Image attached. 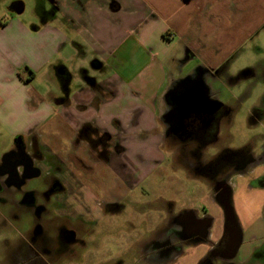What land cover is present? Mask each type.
Here are the masks:
<instances>
[{
  "label": "crops",
  "instance_id": "0c3cea01",
  "mask_svg": "<svg viewBox=\"0 0 264 264\" xmlns=\"http://www.w3.org/2000/svg\"><path fill=\"white\" fill-rule=\"evenodd\" d=\"M49 1L55 15L43 24L22 19L21 4L0 21V141L16 137L0 166L21 141L35 138L43 155L45 148L50 154L43 171L66 173L59 181L70 199L51 197L47 208L70 227L82 226L75 231L82 243L70 246L69 255L88 249V228L167 162L168 142L159 129L171 90L225 67L244 42L263 31L264 0ZM103 165L121 173L123 181H115L114 191L103 190L105 199L82 194L76 201L86 182L81 172ZM33 179L47 189L43 178ZM257 195L264 210V188ZM22 201L15 189L12 195L0 192V221L25 220V210L10 205ZM209 201L197 217L212 220L207 230L217 243L226 220L214 187ZM252 216L243 209L236 216L241 251H247L245 238L264 233V223L252 222ZM49 232L47 238L56 240L57 231ZM29 249L25 242H4L0 264H79L72 255L31 259ZM187 250L192 253L186 256ZM208 250L209 245L186 247L177 264H196ZM142 261L143 255L138 264Z\"/></svg>",
  "mask_w": 264,
  "mask_h": 264
},
{
  "label": "rangeland",
  "instance_id": "374dc122",
  "mask_svg": "<svg viewBox=\"0 0 264 264\" xmlns=\"http://www.w3.org/2000/svg\"><path fill=\"white\" fill-rule=\"evenodd\" d=\"M20 4L25 8V13L21 18L35 21L36 25L49 21L55 15L49 0H0V21L7 20ZM225 63L228 78L218 79L219 82L207 81L211 90L217 94L218 99L229 111L218 134L215 135L214 144L202 151H197L192 146L188 147V143H184L185 147H179L175 151V144H170L169 141L164 142L167 162L160 166L159 172L151 175L133 192L127 193L124 200L112 207L111 215H105L99 219L98 225L88 228L92 233L91 238L85 241L88 242V249L85 248L86 250L83 251L79 248L76 253L69 255L67 253L69 251L66 250L62 251L61 255H67L66 259L72 255L74 261H78L79 264L82 257L85 264H138L143 255V261L140 264H152L153 260L145 261L146 247L154 241L161 242L165 235L168 236L169 233L163 236L164 232L160 234L159 232L169 228V222L174 218L173 215L178 216L180 213L191 210L201 215L202 203L210 204L211 189L220 178H228L232 183L234 216H238L239 211L243 209L253 215L252 222L257 224L258 219L264 223V210H262V202L257 195V192L264 188V185H261V182L264 184V162L253 166L243 176L235 174L233 170L235 166L239 168L241 166L240 169L244 170L246 166L243 164L250 157H262L261 150L264 147V30L244 42ZM94 77L103 76L95 72ZM122 78L124 79L125 76ZM163 133L164 127L160 126L159 134L163 135L162 140L165 135ZM15 140L16 137L10 140L1 139L0 162L3 155L14 147ZM185 140L189 141L187 137ZM45 149L44 154L49 158L50 154ZM101 157L104 158V156ZM142 164L145 163L142 162ZM81 173L86 182L83 183L82 188L79 187L83 193L77 196L76 201L83 198V195L91 197L93 194L97 196V200L105 199L103 190L114 191L115 181L121 182L122 180L121 173L108 170L104 165L103 168L100 166L97 170L96 168L95 170L88 169ZM65 174H55L54 177L63 180L61 177ZM98 183L103 184L101 190L96 185ZM26 189L35 190L41 194L46 190L45 185L38 180L30 183ZM65 197L70 199V196L65 195ZM40 199L38 200L41 201L40 204L46 200L47 206H50V199L41 196ZM167 211L170 213L167 214ZM49 212L53 213V208H49ZM50 217L54 223L61 224V228H69L66 220L60 218L59 215L50 214ZM36 219L25 212V220L0 221V225L4 223L0 226V245L6 241L10 243L18 241L21 244L30 241L36 226L48 230L47 223ZM174 224L171 220L170 229H178V225L174 226ZM81 227L80 223H76L69 229L79 231ZM80 237H78L79 241H81ZM168 238H172L170 234ZM245 239L246 243L248 242L247 251L240 250L234 260L227 264H264V233L252 234ZM77 246H80V243ZM190 253L192 252L187 250L186 256ZM151 254L147 255L152 256ZM170 258H167L169 259L167 261L158 262L159 264H177L176 255Z\"/></svg>",
  "mask_w": 264,
  "mask_h": 264
},
{
  "label": "flooded vegetation",
  "instance_id": "af4514ba",
  "mask_svg": "<svg viewBox=\"0 0 264 264\" xmlns=\"http://www.w3.org/2000/svg\"><path fill=\"white\" fill-rule=\"evenodd\" d=\"M221 78H228L225 67H221L212 73L202 72L193 83L188 81L183 82L174 86L171 90L167 100V110L162 118L165 138L167 141L171 142L170 144H175V151L178 150L179 147H185L184 143H188V147L192 146L197 151H202L214 144L213 140L215 139V135L216 133L218 134L221 124L224 122L226 116L229 115V111L218 99L217 94L211 90L207 81H218V79ZM190 92L198 97L196 102L197 105L196 107L194 106L193 110L185 106L188 99L187 96ZM202 92H205L208 99L202 98ZM186 137L189 141L185 140ZM261 151L262 157L248 158L243 164L246 168L244 167L245 169L243 168L244 170H241V166L240 168L235 166L233 167L234 173L243 176L249 172L253 166L262 164V162H264V147ZM46 164V157L41 152L38 141L35 138L28 140L27 143L21 141L19 146L9 154L8 160L0 166V175H3V180L0 182V192L12 195L14 189L19 191L23 196V201L19 204L11 203L10 205H18L20 208L25 209V212H28L32 218H37L36 220H39V222L44 221V223L49 225L48 230H46V228L44 229V227L36 226L34 233L31 235V240L28 242L25 241L26 246L30 248V252H27L29 254L28 258L39 261L42 260V258L45 259L46 255H50L53 261H57L61 259L62 251H69L70 246H76L78 243L81 244L82 242L78 240L75 231L69 229L70 226L68 223L66 224L69 228H61V224L54 223L51 220V213L47 208L46 200L42 204H40L41 201H38L40 196L50 199L54 196H64L67 193L59 179L43 171V167ZM240 170L241 172H238ZM37 174L39 175V179L43 178L47 187L42 194L35 190L29 191L26 189L27 186L34 181L33 176ZM261 185L264 184L261 182ZM231 186L232 183H230L228 178H220L214 184V191H216L215 197L222 209L227 199L233 207V189ZM202 209V214H204L206 210L204 208ZM169 213L170 212L167 211V214ZM198 218L195 210L185 211L172 218L173 223L178 225V229L165 230L163 236L169 233L172 238H168V234L167 237L165 235V238L162 239L161 242L157 240V242L154 241L147 246L146 252L148 255L152 253V256L146 254L145 261L153 260L152 264H159L160 261H167L174 255L181 258L186 247L192 248L193 246L199 245H209V250L196 264H227L234 260L243 245V235L237 220L236 223L240 230V233L237 235V240H241V245L236 255L230 259L231 249L236 241L235 229L227 226L225 221L222 236L217 243H214L210 240L209 231L207 230L212 220L209 217L203 220ZM3 225L4 223L0 226ZM50 230L57 231L56 240L47 238V233ZM50 245L52 247L51 250L49 249Z\"/></svg>",
  "mask_w": 264,
  "mask_h": 264
},
{
  "label": "water",
  "instance_id": "95a60500",
  "mask_svg": "<svg viewBox=\"0 0 264 264\" xmlns=\"http://www.w3.org/2000/svg\"><path fill=\"white\" fill-rule=\"evenodd\" d=\"M194 95H195L194 93L190 92V94L187 96L188 99L186 101L185 106H187L190 110H193L194 106L196 107V105H197L196 102H197L198 97L194 96ZM201 95H202V98L208 99L207 96L205 95V92H202ZM38 176L39 175L37 174V175L33 176V178L34 177H38ZM223 211H224V214H225L226 225L231 227V228H233V229H235V231H236L235 232L236 241L234 242L235 245L231 249V254L229 256V258L231 259V258H233L236 255V253H237V251H238V249H239V247L241 245V240L240 239L237 240L238 239L237 235H238V233H240V230H239V228L237 226V223H236V219H235V216H234L233 208H232V206H231V204H230L228 199H227V201L225 203Z\"/></svg>",
  "mask_w": 264,
  "mask_h": 264
}]
</instances>
